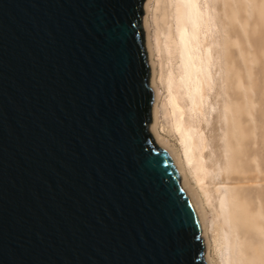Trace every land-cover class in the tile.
<instances>
[{
  "label": "water",
  "instance_id": "1",
  "mask_svg": "<svg viewBox=\"0 0 264 264\" xmlns=\"http://www.w3.org/2000/svg\"><path fill=\"white\" fill-rule=\"evenodd\" d=\"M150 0H0V264H214L157 144Z\"/></svg>",
  "mask_w": 264,
  "mask_h": 264
},
{
  "label": "rangeland",
  "instance_id": "2",
  "mask_svg": "<svg viewBox=\"0 0 264 264\" xmlns=\"http://www.w3.org/2000/svg\"><path fill=\"white\" fill-rule=\"evenodd\" d=\"M203 1L205 0H202V2L200 1V3H202L201 5L206 11L208 10L207 14L211 16L212 20L209 22L208 26H204L202 28L203 46L205 47L202 51L205 53L206 58L209 57L210 62H213L212 64L210 63L211 65L209 67L211 68L210 72L212 74L213 83L211 87L208 88V92L206 91L207 94L205 93V98L203 97L201 100L203 102H200V104L202 103L201 105H205V107L202 106V111L204 108V111L202 112L200 111V104L196 107L192 106L190 98L191 94L189 93L191 84L186 78V70L182 64V59L174 49V44H176L174 42L176 39L179 42V47L181 48L183 47L184 41L186 40L185 36H179L177 32V0H152L151 10L148 15L150 20V27L148 28V31L151 33L153 42H155L156 35L159 36L160 46L161 48L163 47L161 50V60H158V57L156 56V61L158 64L157 80L160 86L161 94V99L158 104V118L155 125L156 135L160 138L162 143L163 141L165 142L163 143L165 146L172 148V150L174 148L173 151L177 152L179 158L183 160V162L186 161L185 147L181 141L182 139L180 134H178L175 128L174 113L172 110L173 107H171V102H173L172 99L178 98L179 104L183 106L184 113L187 112L185 113L187 118H185L188 125L190 122L189 126L192 124V126L198 130L199 135H201V133L205 134L202 135H204V138L206 139V153L210 157L207 158L208 161H217L220 156L225 158L223 155H226L227 151L232 149L235 162L234 166L237 169L245 170L250 166L255 169L256 167L255 171L261 173V175L264 176V174H262L264 173V0H206V3ZM209 31L211 34H209ZM169 33L172 34V36H170ZM147 34L146 46L148 48ZM168 42H171L172 45L170 46ZM167 44L169 46H167ZM170 48L172 50H169ZM173 50L176 53H174ZM149 57L150 56L148 55V58ZM149 61L151 62L150 58ZM150 66L152 81L153 69L151 63ZM161 72L164 74L163 81H161ZM172 81L175 82L176 89L170 91L168 84ZM252 87H255L254 90H256L254 91ZM227 104H231L230 106L234 105L232 107H235V109L237 108L236 106H238L241 110L243 109V114L245 117L249 118L250 122L247 121L244 123L243 121L238 120V113L235 112L234 108ZM226 105L227 109L225 107ZM197 107L198 111L195 110ZM228 109H231V111L234 113L231 112L229 114L228 112L230 111H228ZM233 116L237 117L235 119L237 120L236 124H238L237 126L239 128V130L236 128L235 131L239 135V139H242L239 140V145H236V133L232 127L233 122L231 120ZM248 139L250 141H248ZM252 140L253 143H251ZM229 144L233 145L230 146ZM251 148L258 150L256 155L249 156V149L251 150ZM186 180H188V185H191L192 187H190L192 189L195 188L196 192L200 195L201 191L197 188L198 186L196 181L188 170L186 173ZM211 188L213 191L214 187L211 186ZM258 191L259 193L256 192L258 193L257 196L253 198V201H256L252 203V207L256 209L255 213L257 212V209L260 210V208H262V211L260 210L257 212H262V215L259 213L256 214V217L258 228L261 227V231L263 233L259 230L258 232H247L249 239L246 238L245 240L247 245V247L245 245V251H254L252 255L250 254L252 251H248V253L246 251L247 255H250H246L247 257H245L249 258L250 256H253L254 258V256H257L258 258L255 257L256 262L254 264H264V261H262L264 258V251L262 250L264 248V237H261L262 235L264 236V181L260 183ZM213 193V199L218 197L214 191ZM256 193H254V195ZM200 196L202 199H204L202 194ZM214 202L215 206L213 209H211L212 212L210 211V253L212 252L210 256L216 262V264H228L229 258L227 259V257H233V253H230L232 250L227 246L233 245V240H231V237L233 239L234 236L233 234L230 235L231 231L230 229L228 230V227L225 223L221 206L217 205L218 202L216 199ZM255 203H258L260 207ZM257 215L260 216L261 220ZM251 233L255 234L252 236ZM259 234L260 236H257ZM227 235H230L229 240ZM254 238H258L259 240ZM250 240L252 242L251 244H249ZM227 242L232 244L229 245ZM260 248L262 253L259 251ZM257 251L259 253H257ZM260 257H263L262 260H260ZM206 260H208L207 252Z\"/></svg>",
  "mask_w": 264,
  "mask_h": 264
},
{
  "label": "bare ground",
  "instance_id": "3",
  "mask_svg": "<svg viewBox=\"0 0 264 264\" xmlns=\"http://www.w3.org/2000/svg\"><path fill=\"white\" fill-rule=\"evenodd\" d=\"M200 1L202 2V0H177V20H178V31L177 32H178L179 36H185L186 40L184 41V45L182 48L179 47V42L177 41V39L174 42V43H176V44H174L175 48L173 46L175 51L178 53V55H180V57L182 59V64L186 70V78L191 84V89L189 90V93L191 94L190 98H191V103H192L193 107L194 106L196 107L200 104V102H203L201 100L205 96V93L208 90V88L211 87V85L213 83L212 82V74L210 72L211 68H209L213 62L211 63L210 58L209 57H208L209 59L206 58L205 53L202 51L205 48L203 46L204 44H203V39H202V33H203L202 28L204 26H208L209 22L212 19H211V16L207 14L208 10L207 11L205 10V8L201 5L202 3H200ZM205 1H203V2H205ZM151 3H152V0L147 2V7L150 10H151V6H152ZM207 4H208V2H207ZM150 10H149V12H150ZM148 15H149V13L145 16V24H146V30L148 33L147 34V40H148L147 45H148V50H149L148 53L150 56L149 58L151 60V62L149 61V63H151L152 69H153L151 87H152L153 91L156 94H158V96H159V101H158V104H159L160 99H161V94H160V86H159L158 80H157V76H158L157 65L158 64H157L156 58L158 57V60L159 59L161 60V55H162L161 50L163 47L161 48V46H160V38L158 35H156V37H155V42L152 41L151 33H150V31H148V28L150 27V20H149ZM212 28H213V26H212ZM210 29H211V26H210ZM209 34H211L210 31H209ZM170 36H172V34H170ZM209 37H210V35H209ZM206 40H207V38H206ZM168 43L170 44V46L172 45L171 42H168ZM172 43H173V39H172ZM167 46H169V45L167 44ZM166 48H168V47H166ZM169 50H172V49L170 48ZM173 51H172V53H173ZM175 51H174V53H176ZM163 79H164V74L162 73L161 81H163ZM174 81L169 82V84H168V88L170 91H173L174 89H176V84ZM254 88L255 87H252L253 90H254ZM239 96H240V94H239ZM206 99H207V97H206ZM172 100H173V102H171V107H173L172 110L174 113L175 128H176L178 134H180V136H181V139H182L181 141L183 142V145L185 147V155H186V161L185 162H183V160L180 159L182 170H179V172H180V175L182 177V186H183V188L187 189L188 191L193 190L191 188L192 186L190 185L191 186L190 187L188 185L189 184L188 180H186V173L188 170L192 174L193 178L195 179L196 184L198 186L197 188L200 189L201 194L204 197V199H202L200 196L201 194L199 195V193L196 192L198 199H195V206L203 214V216L208 219V225L206 227V236L203 237L205 240L206 246L208 247L207 259L209 262L216 264V262L210 256V254L212 252L210 253L211 240H210V236H209L210 231H211L210 214L212 212L211 209H213L215 206L214 200L216 199L218 202L217 205L221 206V208H222V215L224 216L225 223L228 227V230L230 229V231H231V233L230 232H228V233H230V235L233 234V236H234L233 239L231 237V240H233V245L227 246V247H230L232 250L230 253H233L232 254L233 257L232 256L227 257V259L229 258L228 264H254L256 262L255 259L258 257L254 256V258H253V256H250L249 258H246L250 254L252 255L254 250L253 251L251 250L252 253H250L251 251L248 250V251H250L249 252L250 254L247 255L248 251L246 250L247 253L245 251V249H246L245 248V245H246L245 240H246V238H248V234H247L248 231L258 232V230L261 231V229H262L261 227L258 228L257 217H256V214L260 213V215H262V212L257 213L260 210L262 211V208H260V210L257 209V212L255 213L256 209L252 207V205H253L252 203L256 201V200L253 201V198L256 197L257 194L259 193L258 187L260 186V183L264 181V176H262L261 173H258L255 171L256 167H255V169H253L251 166L245 170L244 169H242V170L237 169L234 166L235 162H234V155H233L232 149L228 150L226 155L225 154L223 155V156H225V158H222L220 156L217 161H214V162L208 161L207 158L209 156L206 153L207 145L205 144V140H206L204 138L205 134L201 133V135H199L198 130L195 129L194 126H192V124H191V126H189L190 122L188 125V123L186 122L187 117L185 116V113H187V112L184 113L183 106H181L179 104L178 98L177 99L173 98ZM158 104H157V118H158V111H159L158 110ZM201 104H200V106H201L200 111H202V106L205 107V105H201ZM203 104H205V103H203ZM227 105L230 106L231 104H227ZM227 105L225 106L226 109H227ZM232 106H234V105H232ZM232 106H230V107H232ZM230 107H228V108H230ZM236 107H237L236 109H235V107H232V108H234L235 112L238 113V115H239V116L237 115L239 118L238 120H241L244 123L249 121V118L245 117V115L243 114V111H242L243 109L241 110L238 106H236ZM197 109H198V107L195 110H197ZM203 111H204V108H203ZM228 111H230V112H228L229 114L231 112H233V111H231V109L230 110L228 109ZM166 112H167V109H166ZM202 112H200V113L203 114ZM166 114H168V113H166ZM198 114H199V112H198ZM235 118H237V117L233 116V118L231 120L233 122L232 127H233L234 131L236 130V128H238V126H237L238 124H236L237 120ZM155 125H156V122L152 126V132H155V130H156ZM238 130H239V128H238ZM235 133H236L235 134L236 135L235 140L237 142V144L236 143L235 144L239 145L240 143H238V142H239V140H242V139H239V135L237 134L236 131H235ZM239 133H241V132H239ZM202 134H204V135H202ZM156 138H157V143L160 147H162V148L167 147L163 144L165 142L163 141V143H162V141L160 140V138L157 135H156ZM248 141H250V140L248 139ZM251 143H253V140ZM232 145H230V146H232ZM173 150H174V148H173ZM249 151H250L249 156H253V155L257 154L258 150L255 148H251V150L249 149ZM247 158H249V157H247ZM257 171H258V169H257ZM262 174H264V173H262ZM211 186L214 187L213 191L218 195V197H216L215 199H213L214 193L211 190L212 189ZM256 192H258V193H256ZM254 193H256V194L254 195ZM259 197H260V195H259ZM261 200H263V199H261ZM255 204L259 205L258 203H255ZM257 205H256V207H257ZM259 207H260V205H259ZM258 217L260 219V216H258ZM241 229H243V230H241ZM214 232H216V231H214ZM251 234L253 236V234H255V233H251ZM230 235L229 236L227 235L228 240L230 239ZM257 236H260V234ZM261 237H264V236L262 235ZM215 239H216V237H215ZM252 239H253V237H252ZM254 239L259 240L258 238H254ZM228 240H226V241H228ZM215 242H216V240H215ZM254 242H255V240H254ZM261 242H262V240H261ZM251 243L252 242L250 240L249 244H251ZM227 244H229V242H227ZM231 244H229V245H231ZM249 246H248V248H249ZM246 247H247V245H246ZM230 248H228V249H230ZM257 248H259V247H257ZM262 250L264 251V248ZM262 250H261V248L259 249V251H261V253H262ZM257 253H259V252L257 251ZM257 253H256V255H257ZM215 255H217V254H215ZM230 257H231V259H230ZM262 258L260 257V260H262ZM257 260H259V259H257ZM262 261H264V258Z\"/></svg>",
  "mask_w": 264,
  "mask_h": 264
}]
</instances>
